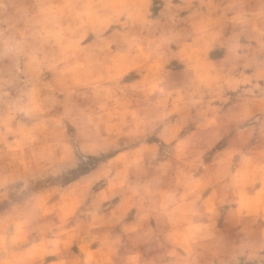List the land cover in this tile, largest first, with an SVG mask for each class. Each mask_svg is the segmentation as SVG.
I'll use <instances>...</instances> for the list:
<instances>
[{
    "label": "rangeland",
    "instance_id": "1",
    "mask_svg": "<svg viewBox=\"0 0 264 264\" xmlns=\"http://www.w3.org/2000/svg\"><path fill=\"white\" fill-rule=\"evenodd\" d=\"M141 2L133 9L121 0H0V181L13 197L27 191L39 203L45 239L78 233L73 256L84 245L89 259L103 258L117 241L119 252L135 247L144 260L191 250L207 264L220 246L264 229V133L259 121L246 129L227 123L239 90L227 103L194 97L185 104L179 89L190 63L200 56L216 65L223 56L218 46L199 53L192 44L193 21L206 9L173 12L168 0ZM155 104L169 116L138 134L137 123ZM97 137L110 143L85 151V141ZM66 152L71 161L61 159ZM121 174L178 195L195 190L210 211L164 220L125 210L122 196L108 191ZM85 190L97 199L81 195Z\"/></svg>",
    "mask_w": 264,
    "mask_h": 264
},
{
    "label": "clouds",
    "instance_id": "2",
    "mask_svg": "<svg viewBox=\"0 0 264 264\" xmlns=\"http://www.w3.org/2000/svg\"><path fill=\"white\" fill-rule=\"evenodd\" d=\"M121 4L133 9L144 6L141 0H121ZM193 4L206 9L204 15H198L193 21V46L203 53L210 45H215L223 49V56L216 65L205 64L200 56L190 63L187 82L179 89L185 104L194 103V97L202 103L209 97L206 101L209 106L212 100L227 103L229 93L239 90V102L227 123L246 129L259 121L264 133V0H168L169 10L173 12ZM209 110V107L203 109ZM14 113L28 115L24 108H16ZM168 116L169 112L161 105H151L137 123V133L147 135ZM179 124L177 118L176 125ZM109 143L107 138L97 137L86 140L84 147L85 151H96ZM61 159L71 161L72 157L66 152ZM142 171L148 172L147 169ZM156 171L160 176L164 175L159 169ZM103 175V172L99 173V177ZM108 191L122 196L125 210L127 207L146 209L164 220L176 214L190 219L210 211L209 201L195 190L186 189L178 195L167 188H149L124 174L120 179H114ZM81 195L92 201L97 199V194L86 190ZM5 208L6 214L0 215V264H202L196 258L199 253L191 250L172 260H144L138 258L135 247L119 252L117 241H110L104 247L103 258L89 259L83 254L84 245L82 254L76 257L70 254L69 248L78 233L68 229L52 239H45L47 226L41 222L39 203L27 191L17 192L13 197L12 189L0 181V209ZM93 219L101 221L95 213ZM128 231L126 229L122 235L127 236ZM33 233H39L41 239L33 242L30 239ZM207 264H264V229L258 233L249 231L240 241L220 246L215 259Z\"/></svg>",
    "mask_w": 264,
    "mask_h": 264
}]
</instances>
